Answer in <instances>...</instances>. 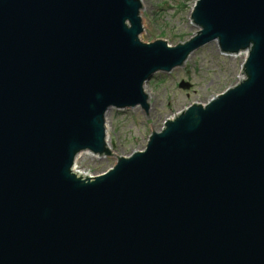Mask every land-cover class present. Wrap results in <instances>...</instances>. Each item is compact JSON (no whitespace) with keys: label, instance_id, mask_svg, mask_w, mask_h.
<instances>
[{"label":"water","instance_id":"95a60500","mask_svg":"<svg viewBox=\"0 0 264 264\" xmlns=\"http://www.w3.org/2000/svg\"><path fill=\"white\" fill-rule=\"evenodd\" d=\"M140 0H0V264H264V0H196L144 43ZM216 42L237 82L114 156L104 117ZM190 85L181 81L178 88ZM116 163L88 177L81 153Z\"/></svg>","mask_w":264,"mask_h":264},{"label":"rangeland","instance_id":"374dc122","mask_svg":"<svg viewBox=\"0 0 264 264\" xmlns=\"http://www.w3.org/2000/svg\"><path fill=\"white\" fill-rule=\"evenodd\" d=\"M196 0H140L143 42L164 39L171 46L188 40L196 27L189 21ZM244 55H222L215 42L194 51L186 60L187 68L169 73L158 72L144 83L149 108L145 115L139 108L109 110L105 115L107 144L114 156H127L144 149L150 131H159L163 122L192 103L204 104L210 98L233 86L239 78ZM180 81L191 85L189 90L177 87ZM112 157V156H111ZM81 153L76 169L98 175L113 166L114 159Z\"/></svg>","mask_w":264,"mask_h":264}]
</instances>
